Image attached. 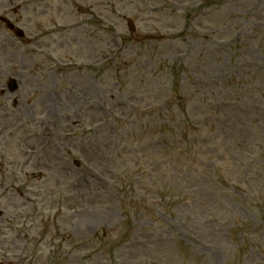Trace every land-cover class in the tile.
<instances>
[{
  "label": "rangeland",
  "instance_id": "374dc122",
  "mask_svg": "<svg viewBox=\"0 0 264 264\" xmlns=\"http://www.w3.org/2000/svg\"><path fill=\"white\" fill-rule=\"evenodd\" d=\"M0 17V261L264 264V0Z\"/></svg>",
  "mask_w": 264,
  "mask_h": 264
},
{
  "label": "water",
  "instance_id": "95a60500",
  "mask_svg": "<svg viewBox=\"0 0 264 264\" xmlns=\"http://www.w3.org/2000/svg\"><path fill=\"white\" fill-rule=\"evenodd\" d=\"M1 21L5 23V26L9 30H11L15 36H17V37H22L23 36V34L20 31L14 29V27L8 21H6L4 19H1ZM9 86H10L11 91H14L15 88H16V85H15L14 82H11Z\"/></svg>",
  "mask_w": 264,
  "mask_h": 264
}]
</instances>
